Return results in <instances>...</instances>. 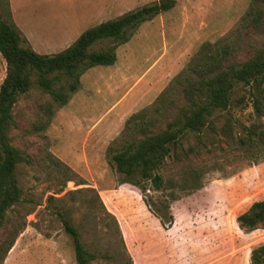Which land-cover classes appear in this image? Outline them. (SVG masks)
Masks as SVG:
<instances>
[{
    "label": "rangeland",
    "instance_id": "374dc122",
    "mask_svg": "<svg viewBox=\"0 0 264 264\" xmlns=\"http://www.w3.org/2000/svg\"><path fill=\"white\" fill-rule=\"evenodd\" d=\"M47 1L43 6L42 0H12L19 8L17 25L26 44L39 53L62 50L76 33L51 32L59 25L51 20L55 6ZM156 1L137 0L123 10ZM251 1L173 0L168 10L128 29L126 42L108 39L91 46L103 50L117 43L116 59L85 70L66 104L56 105L36 86L19 95L10 135L12 143L34 160L32 165L20 164L18 171L34 209L24 217L0 264H78L72 238L55 214L65 206L72 210L84 247L95 255L89 264H249L250 250L264 244V227L245 231L236 217L253 201L264 199V148L251 152L235 140L252 122L264 125V117L256 114L245 89L235 94L243 101L230 108L227 126L225 117L217 115L216 134L206 130L194 153L168 160L162 167L177 195L169 201L173 220L167 227L153 212L164 195L150 189L142 193L123 182L110 157L122 143L131 114L144 109L152 113L154 106H160L153 130L173 118L185 103L184 78L199 74L200 68L191 65L203 43L224 48L220 57L224 65L244 61L263 45L264 3L257 5L263 15L254 21L246 18ZM8 6V0H0L4 19L12 20ZM95 19L90 25L98 23ZM45 34L50 46H36ZM62 34L67 35L58 40ZM4 75L0 55V83ZM100 118L103 127L90 126ZM129 135L140 136L134 130ZM189 143L195 144V139ZM53 158L62 165L54 164ZM63 166L72 179H65ZM95 192L102 204L90 200ZM14 224L0 229V254L13 238Z\"/></svg>",
    "mask_w": 264,
    "mask_h": 264
},
{
    "label": "trees",
    "instance_id": "16d2710c",
    "mask_svg": "<svg viewBox=\"0 0 264 264\" xmlns=\"http://www.w3.org/2000/svg\"><path fill=\"white\" fill-rule=\"evenodd\" d=\"M251 2L246 18L257 21L263 15L257 5L264 3V0ZM172 3L173 0H158L114 19L101 21L82 31L67 47L51 54L39 53L27 45L20 29L11 19H4L0 9V55L5 61V75L0 83V229L15 221L13 238L8 239L2 248L0 259L10 249L15 236L23 227L24 217L34 209L18 177L19 165H32L34 160L12 143L10 135L16 126L13 107L19 95L36 86L48 93L56 105L66 104L70 93L77 89L79 78L85 70L94 65L112 64L116 59L117 43L103 50H93L91 46L108 39L118 43L126 42L128 29L168 10ZM7 11L10 12L9 6ZM261 22L264 26V20ZM214 45L203 43L192 60L191 67L200 68V71L194 78H184L185 103L173 118L167 120L163 128L153 130L150 127L155 123L160 106H154L152 113L144 109L131 114L125 121L126 132L122 143L111 152V164L121 174L123 182L139 187L142 193L150 189L164 195L163 199L157 200L158 205L153 211L163 227H167L173 220L169 214V201L177 198L174 184L166 181L161 173L167 161L188 158L196 151V145L202 142L206 130L216 134L217 115L225 117L227 126L230 108L243 101L242 97H235L240 88L247 91L256 114L264 117V43L244 61L225 65L220 60L224 48ZM48 113L51 114L50 109ZM133 130L140 136L130 137L129 132ZM191 137L195 139V144L189 143ZM235 142L251 152L264 148V125L252 122ZM52 162L62 165L54 158ZM63 171L66 180L72 179L67 174V166H63ZM91 190L94 191L93 188ZM93 198L90 200H100L96 192ZM71 212V208L65 206L56 210L55 214L72 238L77 263L89 264L95 255L84 247ZM18 215L22 216V220L18 219ZM236 222L245 231L263 228L264 199L253 201L237 215ZM116 227L119 231V227ZM249 264H264V244L250 250Z\"/></svg>",
    "mask_w": 264,
    "mask_h": 264
},
{
    "label": "crops",
    "instance_id": "0c3cea01",
    "mask_svg": "<svg viewBox=\"0 0 264 264\" xmlns=\"http://www.w3.org/2000/svg\"><path fill=\"white\" fill-rule=\"evenodd\" d=\"M51 3V6H55L51 9V20H56V24L59 25L56 29L53 28L52 31H63V32H76L74 35H72L71 39L69 42H73L75 38L85 29L91 27L90 25L92 18H96V22L100 23L101 21H104L102 18L103 16H108V15H121L124 13V7L131 6L132 4L136 3L137 0H48ZM47 1V4L49 3ZM9 3V10L11 13V17L15 25L18 27L17 22L18 20H21L20 18L18 19L17 13L19 8L17 6H14L12 0H8ZM46 0H42L43 6H45ZM17 12V13H16ZM20 14V13H19ZM17 18V19H16ZM107 20V19H106ZM97 23V24H98ZM22 31V30H21ZM23 32V31H22ZM50 32V33H51ZM80 32V33H78ZM26 37L29 39L30 37L25 34ZM67 34H62L61 36H57L58 40H63ZM40 39L38 42L36 41V46L39 47H49L51 42H46V34L45 36L40 35ZM32 40V39H31ZM69 43V44H70ZM68 44V45H69ZM67 45V46H68ZM66 46V47H67ZM33 49V46L31 47ZM44 54H51V53H44ZM142 78L138 81H136L130 88L129 91L127 92L130 94L134 88L137 86V83L141 80ZM124 94V100L128 94ZM121 100V101H122ZM100 118L98 121L94 122L91 127H99ZM102 126V125H101ZM100 126V127H101ZM103 127V126H102Z\"/></svg>",
    "mask_w": 264,
    "mask_h": 264
}]
</instances>
